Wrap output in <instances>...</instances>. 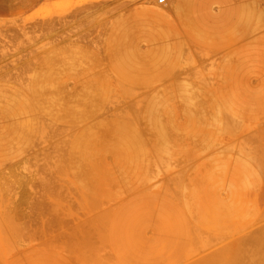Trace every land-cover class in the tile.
<instances>
[{
	"label": "rangeland",
	"instance_id": "rangeland-1",
	"mask_svg": "<svg viewBox=\"0 0 264 264\" xmlns=\"http://www.w3.org/2000/svg\"><path fill=\"white\" fill-rule=\"evenodd\" d=\"M153 1L0 0V264H264V0Z\"/></svg>",
	"mask_w": 264,
	"mask_h": 264
},
{
	"label": "bare ground",
	"instance_id": "bare-ground-1",
	"mask_svg": "<svg viewBox=\"0 0 264 264\" xmlns=\"http://www.w3.org/2000/svg\"><path fill=\"white\" fill-rule=\"evenodd\" d=\"M148 2H149V1H148ZM153 2H154L153 7H154L155 9H160V8H158V7H159L161 4L157 7L156 5L158 4V2H157L156 4H155V1H153ZM93 3H94V2H93ZM149 3H150V2H149ZM166 3H167V1H166ZM152 4H153V3H152ZM163 4H164V3H163ZM169 4H170V3H169ZM92 5H93V4H92ZM153 13H154V12H153ZM154 14H155V15H159V14H156V13H154ZM11 23H12V22H11ZM5 25H6V23H5ZM5 25H4V26H5ZM14 25H15V23H14ZM14 25L12 26V25L10 24L8 27H10V28L12 27L11 29H14L13 27L16 26V25H15V26H14ZM1 26H3V23H2V25H0V30H1ZM5 27H7V25H6ZM5 27H3V28H5ZM8 27H7V28H8ZM3 28H2V31L5 30V29L3 30ZM8 29H9V28H8ZM49 75H50V74H49ZM198 76H199V75H198ZM47 77H48V79H49V76H47ZM45 79H46V81H48L47 78H44V81H45ZM50 79H51V76H50ZM44 81H43V82H44ZM49 81H50V80H49ZM49 81H48V82H49ZM43 82H42V84H40V86L42 85L41 88H43V86L45 87V85H44ZM50 82H51V81H50ZM46 83H47V82H46ZM46 83H45V84H46ZM48 85H49V83H48ZM38 89H39V88H38ZM40 92H41V90H40ZM131 95H132V94H131ZM132 96H133V95H132ZM145 97H146V96H145ZM145 97H144V98H145ZM128 98H130V97H128ZM121 100H123V98H122ZM153 117H154V116H153ZM153 117H152V118H153ZM154 119H155V117H154ZM157 120H158V119L156 118V119H155V121H156L155 123L158 122ZM151 123H152V121H151ZM159 124L161 125V123H159ZM159 124H157V125L154 124V125L157 127V126H159ZM228 124H229V123H228ZM161 126H162V125H161ZM163 126H164V125H163ZM163 126H162V129H163ZM156 127H155V128H156ZM158 129H159L158 131H160L161 127L158 128ZM156 130H157V129H156ZM163 130H164V129H163ZM131 132H132V131L129 132V131L125 130L124 133H123V135L120 136V137L118 138V141L121 143L120 146L118 145V148L121 147V146L123 145L124 147H128V148L132 149L133 151H137V148H138V146H137L138 143H137V142H139V140H137V142H136V136H134V135H137V133L133 135ZM129 133H130L131 135H130ZM161 133H162V131H161ZM162 134H163V133H162ZM132 135H133L134 137H133ZM137 139H139L138 136H137ZM119 142H118V143H119ZM81 143H82V142H81ZM120 143H119V144H120ZM124 147H121V149L124 148ZM156 155H157V154H156ZM77 156H78V155H77ZM78 157H79V158H82V155H81V156H78ZM154 157H155V156H154ZM83 159L85 160L86 157L84 156V157L82 158V160H83ZM82 160L80 159V161H79L78 158H77V161H79L80 163L83 164ZM84 160H83V161H84ZM155 161H156V160H155ZM244 161H245V160H244ZM254 162H255V161H254ZM77 163H78V162H77ZM80 163H79V165H81ZM246 164H247V163H246ZM258 164H259V163H258ZM82 166H85V165H82ZM251 167H252V166H251ZM78 168H79V167L77 166V170H78ZM80 168H81V167H80ZM80 168H79V169H80ZM83 168L86 169L85 167H83ZM83 168H81V169L83 170ZM248 168H250V167H248ZM81 169H80V170H81ZM80 170H79V172H80ZM86 170H87V169H86ZM250 170H251V169H249V172H250ZM68 171H69V170H68ZM240 171H241V170H240ZM241 172H243V171H241ZM255 172H256V171L253 170V174H252V175L256 174ZM75 173H76V172H75ZM80 173H82V171H81ZM251 173H252V172H251ZM263 174H264V173H263ZM76 175H77V174H76ZM76 175H75V176H76ZM80 175H81V174H80ZM80 175H79V176H80ZM252 175H251V176H252ZM79 176H77V177H79ZM82 176H83V174H82ZM259 177H260V176H259ZM79 178H80V177H79ZM79 178H78V179H79ZM255 178H256V177H255ZM78 179H77V180H78ZM232 179H233V178H232ZM234 179H235V178H234ZM89 182H90V181H89ZM241 182H242V181H241ZM79 183H80V182H79ZM243 183H244V182H243ZM243 183H242V184H243ZM80 184L82 185V183H80ZM239 184H240V183H239ZM242 184H241V185H242ZM247 185H248V184H247ZM82 186H83V185H82ZM74 187H75V186H74ZM182 195H183V194H182ZM183 197H184V196H183ZM87 198H88V197H87ZM87 198L85 199V201L87 200ZM83 200H84V199H83ZM183 200H184V199H183ZM97 201H98V200H97ZM184 201H185V200H184ZM184 201H183V202H184ZM180 202H181V201H180ZM95 203H96V202H95ZM186 211H187V210H186ZM187 212H189V211H187ZM224 212H225V211L222 210V207H215L214 211L212 210V212H210V214L207 215L208 219L206 218V220H205L204 222H203V220H201V222H203V223H205L207 220H211V221L213 222V223L211 222V224H215V223H216V224H215L216 227H217V226H220V227L222 226L223 230H221L220 227H219V228H216V229L219 230V231L217 232L218 234L215 233V234H216L215 237L212 238V244H211V246H210V249H211L212 247H214V246H217V245H218V246L220 245V246H219L218 248H216L214 251H212V253H211V251H210V254H206V255H204V256L199 257L198 259H201V258H202L200 263H207V264H213V263H214V264H217V263H218V264H219V263H221V264H224V263H225V264H240L241 262H242V263L244 262V261H240L241 258H239V257H241V256H239L238 254H237L238 259L236 258L237 256L234 257L235 255H233L232 257H229V256H231V253H232L231 251H232V250H230L231 253H230V255H229V253H228V252H229V251H228L229 248H228V247L231 246V245H233V243H234V244H235V243L239 244L238 242H236L237 240L240 241V239H241V241H242V240L244 239V241H245V240L248 239V237H250V236L247 235V237H246V235H244V236H242V237H240V238L230 240V241L227 242L225 245H221L223 242L225 243L226 240H229V239H231V238H234L233 236H235L236 234H238L239 229L242 227L241 225H239V227L241 226L240 228H239V227H235L234 225H233L234 227H232V225L230 226V225H229V222L227 221V218H226V215H225ZM237 212L239 213V211H237ZM237 212H236V214H238ZM190 213H191V212H190ZM188 214H189V213H188ZM191 214H192V213H191ZM104 215H105V214H104ZM104 215H103V216H104ZM106 215H107V214H106ZM189 215H190V214H189ZM189 215H188V216H189ZM238 216H240V215H238ZM250 216H251V215H250ZM191 217H192V216H191ZM205 217H206V215H205ZM205 217H204L203 219H205ZM259 217H260V218H264L262 215L259 216ZM259 217H254V216H252V220H251L252 222H251V224H252V223H255V222H256V223H257V222H260V220H262V219H260ZM210 218H211V219H210ZM201 219H202V218H201ZM238 219H240V218H238ZM241 219H242V218H241ZM241 219H240V220H241ZM243 219H244V218H243ZM104 220H105V219H104ZM240 220H238V221H240ZM225 221H227V222L224 224ZM235 221L237 222V220H235ZM102 222H103V221H102ZM192 222H193V221H192ZM208 222H210V221H208ZM208 222H206V223L208 224ZM236 222H235V223H236ZM246 222L249 224V220L246 221ZM246 222H245V225L242 224L243 227L246 226V225H248ZM99 223H100V222H99ZM206 223H205V224H206ZM217 223H219L220 225L217 224ZM235 223H230V224H235ZM105 224H106V222H105ZM200 224H201V223H200ZM221 224H222V225H221ZM208 225H210V223H209ZM224 225H225V226H224ZM227 225H229L230 227H228ZM252 225H253V224H252ZM252 225H251V226H252ZM104 226H105V225H104ZM212 226H213V225H212ZM223 226H224V227H223ZM236 226H238V224H236ZM101 227H102V225H101ZM191 227H192V226H191ZM243 227H242V228H243ZM103 228H104V227H103ZM257 228H258V227H257ZM263 228H264V227H262V230H263ZM193 229H194V228H193ZM196 229H197V228H196ZM244 229H245V228H244ZM246 229H247V228H246ZM241 230H242V229H240V231H241ZM262 230H260V231H262ZM242 231H243V230H242ZM256 231H257V232H256ZM256 231H255V232H256L257 234H256V233H254V234H255V236L258 235V236L260 237V239H259V237H257V236L255 237L254 235H252L251 233H253V232H251L249 235L254 236L255 238H258V239H259L258 241H257L255 238H253V239H255V241H253V242H254V243H255V242H256V243H259V242L262 241V240H261V237H263V236L260 235L261 232L259 231V229L256 230ZM258 231H259V232H258ZM98 233H99V232H98ZM258 233H260V234H258ZM192 234H193V233H192ZM262 234L264 235V232H263ZM195 235H196V233H195ZM195 235H194V236H195ZM229 235H230V237H229ZM196 237H197V235H196ZM196 237H195V239H196ZM245 237H246V238H245ZM192 238H193V237H192ZM251 238H252V237H251ZM251 238H249V239L252 240ZM263 238H264V237H263ZM99 240H100V239H99ZM193 240H194V239H193ZM193 240H192V241H193ZM260 240H261V241H260ZM198 241H200L199 238H198ZM198 241H195V240H194L193 242H190V244L192 245V243H193V245H192L190 248L187 249L188 251L185 249L186 252H189V251H190L191 254H192V253H195V251H194L195 249H194V248H197ZM241 241H240V243H241ZM102 242H103V241H102ZM246 242H247V240H246ZM250 242H251V241H249V243H250ZM249 243H247V244L249 245ZM261 243L264 244V240H263ZM251 244H252V242H251ZM263 244L260 245V243H259L257 246L254 247V249H255V248L260 249V252H261V249H264V247H263L264 245H263ZM248 245H247V246H248ZM254 245H256V244H254ZM240 246H241V245H240ZM258 246H260V248H259ZM261 246H262L263 248H262ZM105 247H106V246H105ZM251 247H252V245H250V248H251ZM227 248H228V249H227ZM97 250H98V249H97ZM252 250H253V249H252ZM234 251H235V250H234ZM234 251H233V254H235ZM249 251H250V249H249ZM249 251H248V252H249ZM254 251H255V250H253V252H254ZM94 252H95V251H94ZM237 252H238V251H237ZM253 252L251 251V253H253ZM260 252H259V253H260ZM83 253H85V252H83ZM225 253H226V254H225ZM239 253H242V252L239 250ZM259 253H258V251H257V254H259ZM186 254H187V253H185V251H183V253H181V255L179 256V259H178V261H177L178 264H179L180 262L184 261V259H186V256H187ZM223 254H224L225 256H224ZM248 254H249V253H248ZM260 254H261V253H260ZM260 254H259V255H260ZM262 254H263V253H262ZM207 255H208V256H207ZM222 255H223V256H222ZM226 255H227V256H226ZM252 255H253V257H255V255H256V251H255V255H254V254H252ZM252 255H251V256H252ZM82 256H83V255H82ZM87 256H88V255H87ZM99 256H100V255H99ZM205 256H207V257H205ZM212 256H213V257H212ZM217 256H218V257H217ZM219 256H220V257H223V258H222V260H221L220 262H219V260H218V262L216 263L215 260L220 259ZM251 256H250V259H248V258H247V259H248V262H251V263L253 264L254 261H252V260H255V258L252 259ZM260 256H261V255H260ZM203 257H204V258H203ZM208 257H209V259L212 257L211 260H209L210 263L207 261V260H208ZM214 257H217V258H215V260H214ZM243 257H244V256H243ZM243 257H242V260H243ZM246 257H247V256H246ZM246 257H245V258H246ZM100 258H102V257H100ZM259 259L261 260V258H258V260H259ZM87 260H88V259H87ZM96 260H97V259H96ZM260 260H259V262H260ZM100 261H101V260H100ZM212 261H213V262H212ZM214 261H215V262H214ZM88 262H89V260H88ZM211 262H212V263H211ZM92 264H93V263H92ZM94 264H95V263H94ZM101 264H102V263H101ZM255 264H256V263H255ZM262 264H263V263H262Z\"/></svg>",
	"mask_w": 264,
	"mask_h": 264
},
{
	"label": "crops",
	"instance_id": "crops-1",
	"mask_svg": "<svg viewBox=\"0 0 264 264\" xmlns=\"http://www.w3.org/2000/svg\"><path fill=\"white\" fill-rule=\"evenodd\" d=\"M199 6H200V2H198V3H193V4L191 5V8H196V7H199ZM149 12H150V14H151L152 16H160V15H162V13H163V11H161V9H155L154 7H152V8L149 10ZM153 12L156 13V14H159V15H155ZM192 28H193V31L198 32L197 35H193L191 32H189V34L192 35L194 38H196V39H198V40H202L203 37H205L206 34H204V32H200V30H199V29H200L199 24H196V23H195L194 27H192Z\"/></svg>",
	"mask_w": 264,
	"mask_h": 264
},
{
	"label": "built area",
	"instance_id": "built-area-1",
	"mask_svg": "<svg viewBox=\"0 0 264 264\" xmlns=\"http://www.w3.org/2000/svg\"><path fill=\"white\" fill-rule=\"evenodd\" d=\"M165 2V0H160L159 4H163Z\"/></svg>",
	"mask_w": 264,
	"mask_h": 264
}]
</instances>
